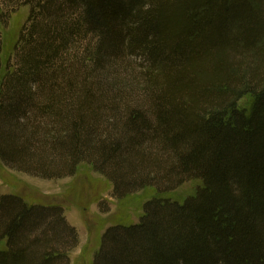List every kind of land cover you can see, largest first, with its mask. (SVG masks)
Here are the masks:
<instances>
[{"label": "trees", "instance_id": "obj_1", "mask_svg": "<svg viewBox=\"0 0 264 264\" xmlns=\"http://www.w3.org/2000/svg\"><path fill=\"white\" fill-rule=\"evenodd\" d=\"M30 8L2 65L0 159L45 179L82 163L125 198L93 264H264V0H0ZM250 98L242 105L241 101ZM0 264H70L60 204L0 196Z\"/></svg>", "mask_w": 264, "mask_h": 264}, {"label": "rangeland", "instance_id": "obj_2", "mask_svg": "<svg viewBox=\"0 0 264 264\" xmlns=\"http://www.w3.org/2000/svg\"><path fill=\"white\" fill-rule=\"evenodd\" d=\"M29 11L27 5L16 7L0 24L3 68L9 60L13 63L15 45ZM249 102L250 98L246 97L241 104ZM202 184L201 179L192 178L170 192L158 193L155 188L148 187L120 199L113 194V184L87 163H82L72 176L45 179L12 169L0 159V196L15 193L29 202L63 206L68 222L79 233V243L70 252V264H93L105 231L118 222H138L147 199L160 196L183 201L195 195ZM4 247L5 241L0 243V248Z\"/></svg>", "mask_w": 264, "mask_h": 264}]
</instances>
